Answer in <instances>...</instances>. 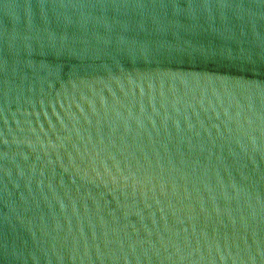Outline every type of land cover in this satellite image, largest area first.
<instances>
[{"label":"water","instance_id":"water-1","mask_svg":"<svg viewBox=\"0 0 264 264\" xmlns=\"http://www.w3.org/2000/svg\"><path fill=\"white\" fill-rule=\"evenodd\" d=\"M0 264H264V0H0Z\"/></svg>","mask_w":264,"mask_h":264}]
</instances>
